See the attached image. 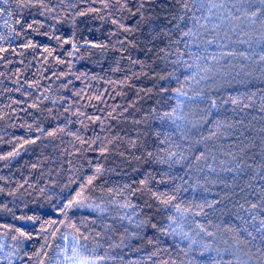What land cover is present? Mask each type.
<instances>
[{
  "label": "trees",
  "instance_id": "trees-1",
  "mask_svg": "<svg viewBox=\"0 0 264 264\" xmlns=\"http://www.w3.org/2000/svg\"><path fill=\"white\" fill-rule=\"evenodd\" d=\"M207 4L0 0V264H264V5Z\"/></svg>",
  "mask_w": 264,
  "mask_h": 264
},
{
  "label": "snow or ice",
  "instance_id": "snow-or-ice-1",
  "mask_svg": "<svg viewBox=\"0 0 264 264\" xmlns=\"http://www.w3.org/2000/svg\"><path fill=\"white\" fill-rule=\"evenodd\" d=\"M5 3L8 2V0H4ZM193 4L194 5H197L196 7V11H201L202 9L206 8L208 6L207 4V0H193ZM260 4L261 5H264V0H260ZM188 5L185 4L184 5V8L187 9ZM4 11V9L0 8V13H2ZM255 15V13H254ZM193 19H195V14L193 13ZM29 27H31V25H29ZM176 28L177 30H180V25L177 24L176 25ZM184 36H188L191 34V29H189L188 32H183L182 33ZM65 43H68V41H65ZM27 47H31L32 45H26ZM93 47H102V45H93ZM182 95H185L183 93H181ZM49 135H54V133H49ZM32 142H35V141H32ZM11 155V154H10ZM261 233H262V236H264V222H261Z\"/></svg>",
  "mask_w": 264,
  "mask_h": 264
}]
</instances>
